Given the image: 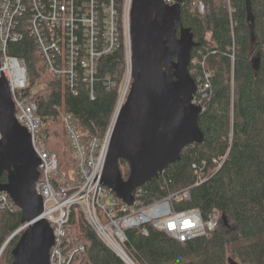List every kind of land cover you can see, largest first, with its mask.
Listing matches in <instances>:
<instances>
[{
    "label": "trees",
    "instance_id": "16d2710c",
    "mask_svg": "<svg viewBox=\"0 0 264 264\" xmlns=\"http://www.w3.org/2000/svg\"><path fill=\"white\" fill-rule=\"evenodd\" d=\"M200 2L205 5L203 12ZM252 13L254 43L245 0H184L182 4L181 24L198 44L192 51L190 75L199 85L205 71L212 73L210 96L199 118L205 138L185 146L181 159L138 188L135 196L141 206H148L170 192L192 187L196 183L193 166L206 163V181L176 209L198 208L204 219L225 216L228 226L185 243L150 225L147 236L142 228L129 229L125 247L137 264H230V258L238 264H264V0H252ZM123 39L117 51L100 59L93 98L86 85L81 83L75 95L64 78L50 73L29 36L9 45V54L27 65V91H34L44 144L58 155L62 183L57 185L71 192L79 187L77 160L63 115L72 114L86 135L104 140L126 70ZM257 58L258 70L253 65ZM107 78L114 86L106 85ZM224 156L220 166L214 162ZM120 171L128 180L126 160H120ZM1 182H8L7 172ZM21 220L18 207L14 211L0 207V264H13L12 250L20 235L3 247L23 226ZM67 231L64 246L67 252H75L71 264H126L99 239L80 209H72Z\"/></svg>",
    "mask_w": 264,
    "mask_h": 264
},
{
    "label": "built area",
    "instance_id": "2783aa9c",
    "mask_svg": "<svg viewBox=\"0 0 264 264\" xmlns=\"http://www.w3.org/2000/svg\"><path fill=\"white\" fill-rule=\"evenodd\" d=\"M164 1L169 6L177 2ZM133 4L134 0H0V77L4 76L9 82L16 118L30 132L33 149L40 158L36 191L44 200L41 218L47 220L54 231L51 264H71L74 260L75 252H67L64 246L73 208L81 210L99 239L126 264H137L125 247L129 229L142 228L147 236V226L150 225L185 243L208 237L223 224L222 216L218 214L204 219L198 208L176 209L177 204L191 198L194 188L206 181L209 174L206 163L193 166L196 175L194 186L170 192L148 206H141L135 193V204L127 205L102 182L114 126L133 84ZM204 10L205 5L200 2L199 11ZM26 36L34 41L50 73L64 78L75 95L79 93L81 83L86 85L92 98L100 59L117 51L121 37L124 38L125 81L104 140L86 135L72 114L63 115L64 128L77 160L76 181L79 187L74 192L67 186L57 185L62 183L58 179V155L47 150L41 137L43 121L33 101L34 91H27V65L23 59L9 54V45L23 41ZM211 76V72H204V79L197 85L193 99L202 111L210 96ZM114 84L111 78L106 79L108 87ZM225 159L226 156L214 162L220 166ZM0 207L14 211L17 205L8 193L0 192ZM26 228V225L22 226L14 236L21 235Z\"/></svg>",
    "mask_w": 264,
    "mask_h": 264
},
{
    "label": "water",
    "instance_id": "95a60500",
    "mask_svg": "<svg viewBox=\"0 0 264 264\" xmlns=\"http://www.w3.org/2000/svg\"><path fill=\"white\" fill-rule=\"evenodd\" d=\"M245 1L254 43L252 0ZM183 2L177 0L169 6L164 0H134L133 84L114 126L102 179L130 206L135 204L136 190L179 161L185 146L204 142L199 125L202 107L193 103L197 84L189 71L192 51L198 44L191 30L181 24ZM253 65L258 70L260 60L255 59ZM0 134V192L9 194L22 212V224L27 226L12 250L13 264H51L54 231L41 218L44 200L36 191L40 158L30 132L16 118L4 76L0 77ZM120 160L130 166L128 180L121 175ZM5 172L8 182L2 183ZM222 221L228 226L225 216ZM229 262L238 264L232 258Z\"/></svg>",
    "mask_w": 264,
    "mask_h": 264
},
{
    "label": "rangeland",
    "instance_id": "374dc122",
    "mask_svg": "<svg viewBox=\"0 0 264 264\" xmlns=\"http://www.w3.org/2000/svg\"><path fill=\"white\" fill-rule=\"evenodd\" d=\"M124 81H125V79H123V81H122V84H121V88L120 89H122V87H123V85H124ZM32 139V138H31ZM23 226H25L24 224H23ZM3 251V250H2Z\"/></svg>",
    "mask_w": 264,
    "mask_h": 264
}]
</instances>
